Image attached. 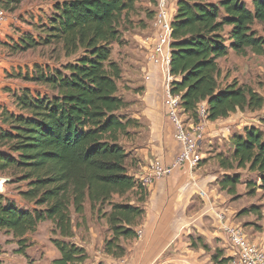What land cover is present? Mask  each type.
I'll use <instances>...</instances> for the list:
<instances>
[{"label":"trees","instance_id":"trees-1","mask_svg":"<svg viewBox=\"0 0 264 264\" xmlns=\"http://www.w3.org/2000/svg\"><path fill=\"white\" fill-rule=\"evenodd\" d=\"M23 1L0 3L12 11ZM53 1L54 13L42 42L57 43L65 57L76 58L61 68L36 66L35 73L25 77L44 86L47 95L34 96L24 89L13 95L17 112L0 107V172L10 170L21 176L28 183L21 199L38 206L33 211L21 209L0 193V231L18 239V253L25 254L27 235L49 220L60 236L52 241L60 257L51 264H85L89 258L86 249L71 241L75 227L72 210L82 216L87 203L92 213L108 203L110 210L104 217L112 236L105 241L104 253L121 259L127 254L122 240L139 238L137 230L149 196L136 176L130 175L137 161L122 142L142 123L120 115L129 102L119 95L122 70L112 61L113 44L122 42L121 25L133 0ZM252 6L248 8L242 0L177 2L172 20L170 74L175 80L171 93L181 97V106L194 123L200 121L201 104L211 123L264 108V97L252 87L240 85L236 79L223 84L219 65L231 52L264 57V38L253 29L256 24L264 25V0H252ZM21 42L25 50L38 44L32 37ZM231 144L230 158L217 156L220 168L257 173L264 189L263 132L245 128L232 135ZM240 183L241 177L235 173L225 175L219 185L233 196ZM116 196L122 201L113 202ZM192 246L197 248V242L192 240ZM203 248L209 251L207 245ZM211 261L228 264L230 258L217 251Z\"/></svg>","mask_w":264,"mask_h":264},{"label":"rangeland","instance_id":"rangeland-1","mask_svg":"<svg viewBox=\"0 0 264 264\" xmlns=\"http://www.w3.org/2000/svg\"><path fill=\"white\" fill-rule=\"evenodd\" d=\"M242 1L248 8H253L252 0ZM155 4L156 0H133V7L126 14L121 25L122 42L121 44H113L112 61L118 63L122 70L119 95L129 102V107L120 115L127 118L134 116L131 109L137 110L141 107V101L137 94L144 89L141 83L151 79L150 71H159L158 83L161 90L163 92L165 90V77L150 60L151 41L154 43L156 37L154 22L151 20V16L156 11ZM6 11L8 14L7 21L0 32V55L3 61L0 66V104L5 105L4 107L12 112H17L13 99L14 93H21L24 89H30L34 96H44L49 93L44 86L25 80L27 75L31 76L35 73L36 66L61 68L68 62H73L76 57H65L62 46L57 43L44 44L42 42V39L46 37L45 27L48 26L49 19L54 13L53 0H24L16 10L11 11L10 8ZM253 29L258 36L264 38V25L256 24ZM27 37H32L38 43L37 46L28 50L22 49L20 45L24 44L21 41ZM221 69L223 71L221 77L223 84L225 81L230 83L236 79L240 85L252 87L264 97L263 56H257L251 52L245 56L230 53L222 61ZM141 123V127L131 129V137L122 142L126 150L131 153L132 158H135V149L147 141L150 132L149 124L146 121ZM230 125V133L225 132L223 135L221 132L220 138L217 137L215 140L204 138L200 143L202 161L194 171L193 176L179 169L188 175L185 177L182 173L188 186L197 195L196 198L194 197L190 212H199L208 202L201 196L200 188H202L208 194L210 193L212 202L219 208L217 212L225 213V223L243 228L251 240L253 239L264 248V189L261 187L259 175L250 172L248 169L225 172L220 168L217 159L218 155L230 158L233 153L231 137L235 133H243L245 128L254 127L260 129L264 134V108L254 113L249 111L238 112ZM235 173L240 175L241 183L237 187L236 195L232 196L221 190L219 183L225 175L232 176ZM210 175L217 177L215 181L218 187L214 186H217L215 182L209 181ZM0 184L3 185V190L0 193L7 201L14 202L25 210L33 211L38 208L36 204L21 199L20 193L28 190V183L21 181V176L14 175L10 170L0 172ZM112 201L120 202L122 199L116 196ZM206 205L209 206V202ZM100 209V212L98 208L92 213L90 204L87 203L85 213L82 216L76 215L72 210L75 227L74 237L71 241L86 249L89 258L85 264H99L104 262L106 258L102 255V253L105 254L103 252L104 244L106 240L111 238L112 233L104 215L110 210V206L107 203ZM243 211L246 212L243 213ZM215 213L216 211H211V214L216 218ZM206 217L205 222L209 226H213L214 219L212 216L207 214ZM140 227L137 230L139 238L140 231H142ZM223 236L224 238L216 240L217 245H219L216 250L207 246L209 247L208 252L212 256L217 251H221L223 256L231 255L228 238L226 235ZM194 237L198 246L203 247L205 245L203 238L198 235ZM54 239H60L59 233L55 231V226L49 220L42 222L34 233L27 235L26 253L19 254L18 239L0 231V264H51L55 258L60 257L52 242Z\"/></svg>","mask_w":264,"mask_h":264},{"label":"crops","instance_id":"crops-1","mask_svg":"<svg viewBox=\"0 0 264 264\" xmlns=\"http://www.w3.org/2000/svg\"><path fill=\"white\" fill-rule=\"evenodd\" d=\"M177 2L178 0H174V15L177 12ZM226 58L219 60L220 67ZM149 74L151 79L141 83L144 89L137 94L141 101H138L140 109H131L134 113L131 117L141 122L146 121L150 129L147 141L135 149L137 165L130 168L131 176L144 173L153 160L160 161L165 167L172 166L181 150V145L175 139L174 126L167 118L164 108L165 90L163 92L158 83L160 73L150 71ZM235 116L236 114L214 123L204 121L205 138L215 140L221 137V132L223 135L225 132L230 133V124ZM182 173L181 170L174 169L169 176L154 181L146 188L149 197L143 206L146 216L140 227L142 231L139 240H122L121 244L127 250L126 256L114 259L102 253L103 257H106L102 263L118 264L125 261L128 264H212V254L202 246L194 248L192 240L197 242L194 236L198 235L204 239L205 245L213 247L214 250L219 248L216 240L224 238L225 234L217 217L211 214V211L217 212L219 208L212 202L210 193L200 188L206 195L203 198L207 199L210 205H206L207 202L199 212H190L197 195L186 183L185 177L188 175L183 173L184 177ZM215 178L217 177L210 175L209 181L216 183ZM214 186L218 187V184ZM207 214L214 219L213 226L205 222ZM251 241L257 244L253 239Z\"/></svg>","mask_w":264,"mask_h":264},{"label":"built area","instance_id":"built-area-1","mask_svg":"<svg viewBox=\"0 0 264 264\" xmlns=\"http://www.w3.org/2000/svg\"><path fill=\"white\" fill-rule=\"evenodd\" d=\"M156 8L157 14L153 20L156 37L154 43L151 41L150 60L165 77L164 106L169 121L175 127V138L181 144L182 150L172 166L165 167L160 161L153 160L144 173L136 175L137 180L145 188L151 186L154 181L169 176L174 169L184 170L193 176L194 171L202 161L200 143L206 135V128L203 124L207 118L205 104H201L198 108L199 123H194L182 108L181 97L171 93V84L175 80L170 74L173 42L172 20L175 13L174 0H157ZM7 16V11L0 3V32L7 21ZM2 63V56L0 55V66ZM2 188L3 185L0 184V192L3 190ZM201 196L206 195L202 192ZM216 217L222 225V230L231 247L228 264H264L263 247L252 242L243 228L225 223L226 215L222 211L216 212ZM118 264L128 263L122 261Z\"/></svg>","mask_w":264,"mask_h":264}]
</instances>
